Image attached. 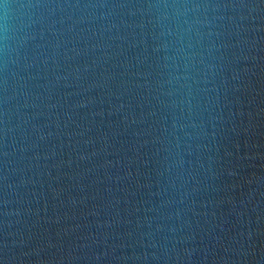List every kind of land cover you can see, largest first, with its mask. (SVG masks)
I'll list each match as a JSON object with an SVG mask.
<instances>
[{"label":"water","instance_id":"95a60500","mask_svg":"<svg viewBox=\"0 0 264 264\" xmlns=\"http://www.w3.org/2000/svg\"><path fill=\"white\" fill-rule=\"evenodd\" d=\"M0 264H264V0H0Z\"/></svg>","mask_w":264,"mask_h":264}]
</instances>
